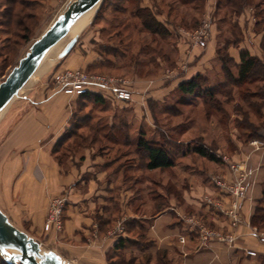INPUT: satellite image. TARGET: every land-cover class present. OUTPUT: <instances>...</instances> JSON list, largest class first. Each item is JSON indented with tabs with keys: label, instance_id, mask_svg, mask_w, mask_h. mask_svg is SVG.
Returning <instances> with one entry per match:
<instances>
[{
	"label": "rangeland",
	"instance_id": "obj_1",
	"mask_svg": "<svg viewBox=\"0 0 264 264\" xmlns=\"http://www.w3.org/2000/svg\"><path fill=\"white\" fill-rule=\"evenodd\" d=\"M75 1L24 0L29 5L26 15L31 19L25 20L23 29H17L18 27L13 24L8 35L0 31L2 82L27 55L31 46ZM236 1L242 4V9L231 4L227 6L228 0H107L106 2L103 0L94 8L91 20L78 34H68L46 53L37 71L13 99V103L26 99L31 89L38 83H47L53 89L52 75L61 71L64 62L70 57L86 59L94 56L99 59L88 69L83 70L90 74L122 78L128 80L133 87H137L136 94L146 100L144 107L147 112L144 111L141 117L143 121H137L138 126L147 129L146 139L161 142L169 147L176 162L181 157L185 159L171 169L146 171L140 157L132 154L133 148L114 146L105 141L103 136L108 134L109 125L113 121L102 115V107L96 106L94 109L78 108V117L90 112L93 121L90 125L89 120L75 125L67 133L68 135H65L67 137L60 141L55 149L57 150L55 157L60 165L67 169L71 167V161L75 158L83 162L86 152L92 150L91 154L94 158L99 157L102 159V164L111 166L110 172L121 169L128 176L124 187L132 188L135 206L147 216L166 208L168 199H178V183L182 188L186 185L187 190L194 189V181H191L192 170H202L207 176L212 172L213 162L193 153V148L196 146L204 147L210 155L216 157L217 161L214 163L218 166L224 163L228 171L234 174V181L245 176L246 181L249 182L252 172L246 162L236 161L235 156L237 153L246 155V152L251 150L259 153V157H264V79L258 77L257 69L249 77L247 84L237 87L227 79L221 58L228 57L230 62L228 61L227 68L235 78L238 77L237 67L241 63L238 54H241V51H247L251 57L264 62V0ZM6 3L7 0H0V19ZM140 6L149 8L168 28L170 36L162 37L145 32L141 22L136 18V10ZM200 33L207 34L205 47L195 44ZM209 45L215 48V69L202 76V85L203 90L214 88L218 92L215 91L212 100L205 95L185 96L179 91V83L192 68L189 61L191 50L199 48L205 54ZM105 47L115 49L119 56L124 54L125 57L115 59L105 53ZM229 52L238 59L237 62ZM162 89L167 90L165 92ZM248 96L247 102L245 99ZM249 102L259 107H251ZM117 106H112L110 102L108 105L109 108ZM119 122L118 119L114 120V124L119 125ZM255 132H258L256 136ZM120 136L121 141L124 140V135ZM185 166L189 170L186 171ZM233 166H238L237 170H234ZM198 180L199 185L204 186L208 183L201 178ZM16 183L17 181H13L15 186ZM232 183L226 186L230 189L234 187ZM9 185L10 183L7 187H2L0 183V202L8 201L9 192L13 191ZM168 189L171 193L169 198L166 193ZM233 191L230 190L233 196L231 206L226 209L231 230L212 228L204 220L202 223L211 231L237 236L234 245L239 239L237 230L242 221L237 227H233L231 224L233 217L230 213H234L241 220L240 204L248 199V193L238 191V196H235ZM55 198L63 197L58 196L53 199ZM201 200L207 204L215 202L214 205L221 209L224 206L221 200L216 201L210 195L202 196ZM51 201L47 207L41 236L44 251L56 249L57 245L51 242L50 235L63 232L65 224L63 212L61 230L58 231L54 226L48 225ZM2 204L3 202L0 203ZM184 212L182 220L188 218L201 222V218L194 216L193 211L185 209ZM251 223L253 226L250 229L251 236L253 232H264V224ZM194 231L197 232L196 229ZM172 258V255L155 251L153 257L145 255L138 261L130 258L124 260L123 264H183Z\"/></svg>",
	"mask_w": 264,
	"mask_h": 264
},
{
	"label": "crops",
	"instance_id": "obj_2",
	"mask_svg": "<svg viewBox=\"0 0 264 264\" xmlns=\"http://www.w3.org/2000/svg\"><path fill=\"white\" fill-rule=\"evenodd\" d=\"M203 52L199 48L191 50L192 68L179 85L215 69V48L209 45L205 54ZM229 54L238 61L231 52ZM75 57L67 59L61 71L88 69L99 59ZM136 88L132 89L131 101H116L109 97L107 104L97 105L102 107V115L113 121L105 141L114 146L133 148L132 154H138L134 152L141 130L137 121L142 120L146 110V100L136 94ZM162 90L166 92L167 89ZM109 102L118 106L109 108ZM77 104L78 98L58 93L43 82L32 88L26 99L17 103L12 100L0 112V183L2 187L10 183L13 189L8 201H1L0 210L14 227L45 250L41 236L47 207L51 199L62 196L65 200L64 230L50 235L51 242L57 245L50 251L67 264H118L130 258L138 261L145 255L153 257L155 251L172 255V259L183 264H264V243L250 235L253 215L257 208L264 207V157L251 150L246 155L237 153L235 156L236 161L246 162L252 172L248 199L240 204L242 224L237 230V242L232 246L212 242L208 247H202L197 232L182 220L184 211H193L194 216L201 218V222H208L212 228L231 230L226 209L231 206L233 196L226 185L234 181V174L224 163L218 166L214 162L208 176L202 170H192L194 189L187 190L186 185L182 188L178 183V199H168L166 208L147 216L135 206L132 188L124 187L128 176L121 169L110 172L111 166L102 164L99 157L94 158L92 150L86 152L83 162L73 159L67 169L58 163L55 149L73 128ZM117 119H124L126 125L114 124ZM121 134L124 135L122 141ZM183 159L185 157L176 164ZM184 169L189 170L187 166ZM198 178L208 183L199 185ZM13 181H17L16 186ZM169 190L166 191L168 198L171 196ZM206 195L221 200L224 203L222 209L214 205L215 202L202 201V196ZM181 236L186 238L185 244L180 243ZM120 241H124L123 249L118 247ZM248 251L256 255L249 256Z\"/></svg>",
	"mask_w": 264,
	"mask_h": 264
},
{
	"label": "trees",
	"instance_id": "obj_3",
	"mask_svg": "<svg viewBox=\"0 0 264 264\" xmlns=\"http://www.w3.org/2000/svg\"><path fill=\"white\" fill-rule=\"evenodd\" d=\"M107 0H104L106 2ZM229 4L241 8L242 4L236 0H228ZM29 9V5L24 2V0H7L6 5H4V12L0 19V31L1 33L10 34V29L13 24H15L17 29H23L25 20L31 19L27 17L26 11ZM242 9V8H241ZM136 18L141 22V26L145 32L151 35H158L162 37L170 36V31L167 27L164 26L161 22H159L154 15V13L149 8L139 7L136 10ZM227 47V46H226ZM105 53L108 55H112L115 59H119L121 57L124 58L125 55H118L117 50L110 49L105 47ZM241 63L240 66L237 67L238 69V77L235 78L233 73L227 68L228 64V57L221 58L222 68L227 76V79L231 82L235 83L233 85H237V87L241 85H245L248 83L249 77L253 74L255 70H259V78L264 79V62L257 58L251 57L247 51H241L240 54ZM230 62V61H229ZM7 66V65H6ZM203 78L202 76H197L189 82L183 83L179 87V91L185 96H202L205 95L209 99H213L215 97L216 92H218L214 88H209L208 90H203ZM216 91V92H215ZM78 104L76 106V115H75V122L74 125H79L89 120V125L92 123V118H90V112L84 114V116L78 117L79 114L78 108H88L91 107L94 109L97 105H105L107 104L106 98H103L99 95L95 94H85L82 96L77 97ZM247 102L249 101V96L245 99ZM250 103V102H249ZM249 106H258L257 104L250 103ZM90 108V110H92ZM259 111V110H258ZM260 112V111H259ZM248 116H250L248 114ZM249 121V120H248ZM251 123V122H250ZM249 123V124H250ZM87 124V123H86ZM120 125H126V121L122 119L119 122ZM252 124V123H251ZM117 125V124H116ZM252 126V125H249ZM88 127V126H87ZM140 127V126H139ZM90 128V127H89ZM91 131H93V127H91ZM147 131L145 128L141 126L140 133L136 138V148L134 150L138 152V157L141 159V164L143 165L146 171H156V170H167L171 169L176 165V158L172 155V151L169 147H166L161 142H155L146 139ZM258 132H255L254 135L256 136ZM68 135V134H66ZM67 137V136H66ZM108 137V134L104 135L103 138ZM125 148V147H124ZM193 153L198 154L203 158H207L212 162L217 161V158L213 155H210L209 152L206 151L204 147L196 146L193 148ZM136 154V153H134ZM252 222L254 225L264 224V207L257 208L255 214L253 215ZM119 249L124 248V241H120L118 245ZM117 247V248H118ZM0 262L1 264H6L3 260V257L0 254ZM111 262V260H110ZM124 261H119L118 264H123Z\"/></svg>",
	"mask_w": 264,
	"mask_h": 264
},
{
	"label": "water",
	"instance_id": "obj_4",
	"mask_svg": "<svg viewBox=\"0 0 264 264\" xmlns=\"http://www.w3.org/2000/svg\"><path fill=\"white\" fill-rule=\"evenodd\" d=\"M102 1L76 0L71 3L68 9L31 46L27 55L0 83V112L29 82L46 53L69 34L73 23ZM0 254L6 264H67L54 252L44 251L38 242L14 227L1 210Z\"/></svg>",
	"mask_w": 264,
	"mask_h": 264
},
{
	"label": "built area",
	"instance_id": "obj_5",
	"mask_svg": "<svg viewBox=\"0 0 264 264\" xmlns=\"http://www.w3.org/2000/svg\"><path fill=\"white\" fill-rule=\"evenodd\" d=\"M205 36H207V34H198L195 41L196 46L205 47ZM51 83L54 91L72 98L91 93L106 99L110 97L112 100L116 101H130L133 96V86L128 80L90 74L83 69L57 71L52 75ZM237 167L238 166H233L232 168L237 170ZM248 185L244 176L240 179H236V181L232 183L234 187H231L230 190H234L233 194L235 192V196H238V191H241V193H246L248 191ZM64 209L65 200L63 198H55L51 201L48 225L54 226L58 231L63 227L62 216ZM230 215L233 217L231 222L232 226L237 227L241 220L234 215V213H230ZM184 221L191 228L197 230V235L202 247H207L211 242H219L232 246L237 238L235 235H224L211 231L204 223L198 220L186 218ZM252 236L259 240V242L264 243V232H253ZM185 240L186 238L184 236L180 237L182 244H185ZM247 255L255 256L256 253L248 251Z\"/></svg>",
	"mask_w": 264,
	"mask_h": 264
},
{
	"label": "bare ground",
	"instance_id": "obj_6",
	"mask_svg": "<svg viewBox=\"0 0 264 264\" xmlns=\"http://www.w3.org/2000/svg\"><path fill=\"white\" fill-rule=\"evenodd\" d=\"M96 8V7H95ZM94 9L80 16L72 25L69 34H78L91 20Z\"/></svg>",
	"mask_w": 264,
	"mask_h": 264
}]
</instances>
